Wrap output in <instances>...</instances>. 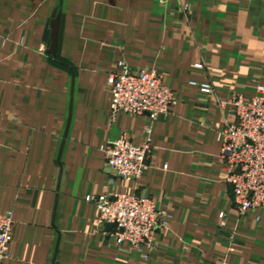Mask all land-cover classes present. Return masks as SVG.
Returning a JSON list of instances; mask_svg holds the SVG:
<instances>
[{"label": "crops", "instance_id": "1", "mask_svg": "<svg viewBox=\"0 0 264 264\" xmlns=\"http://www.w3.org/2000/svg\"><path fill=\"white\" fill-rule=\"evenodd\" d=\"M252 40L264 41V0H0V214L13 219L0 264H264V210L236 213L220 159L224 104L264 87ZM119 63L161 74L175 97L138 181L104 166L109 142L146 140V115L110 118ZM104 193L148 196L171 216L146 259L97 225L84 199Z\"/></svg>", "mask_w": 264, "mask_h": 264}, {"label": "built area", "instance_id": "2", "mask_svg": "<svg viewBox=\"0 0 264 264\" xmlns=\"http://www.w3.org/2000/svg\"><path fill=\"white\" fill-rule=\"evenodd\" d=\"M200 68L201 65H197ZM110 118L120 115H146V140L133 144L125 135L109 142L104 149L107 171L125 181H138L148 168L153 148L154 121L169 113L175 103L172 91L162 83V75L153 70L130 71L123 63L108 74ZM197 86L203 95H212L209 83ZM232 107L231 121L220 133V159L224 181L229 187L233 209L241 216L251 210H264V87L257 86L252 97L234 96L226 104ZM97 210V225L106 228L118 247L137 252L143 259L153 248L158 230L166 229L171 216L156 208L145 195L104 193L84 199ZM224 214L220 213L219 218ZM13 219L0 214V261L9 259Z\"/></svg>", "mask_w": 264, "mask_h": 264}, {"label": "water", "instance_id": "3", "mask_svg": "<svg viewBox=\"0 0 264 264\" xmlns=\"http://www.w3.org/2000/svg\"><path fill=\"white\" fill-rule=\"evenodd\" d=\"M59 28H60V14L56 16V18L50 24V46L47 51L49 55L55 57L57 51V43L59 36ZM109 229V226L106 227V230Z\"/></svg>", "mask_w": 264, "mask_h": 264}, {"label": "clouds", "instance_id": "4", "mask_svg": "<svg viewBox=\"0 0 264 264\" xmlns=\"http://www.w3.org/2000/svg\"><path fill=\"white\" fill-rule=\"evenodd\" d=\"M249 49L254 51L258 57H264V41H257V40L250 41Z\"/></svg>", "mask_w": 264, "mask_h": 264}, {"label": "rangeland", "instance_id": "5", "mask_svg": "<svg viewBox=\"0 0 264 264\" xmlns=\"http://www.w3.org/2000/svg\"><path fill=\"white\" fill-rule=\"evenodd\" d=\"M249 63H251V60H249Z\"/></svg>", "mask_w": 264, "mask_h": 264}]
</instances>
